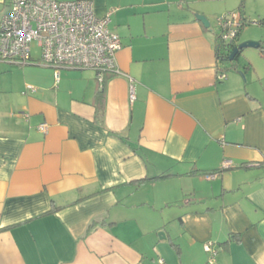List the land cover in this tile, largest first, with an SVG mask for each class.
Returning a JSON list of instances; mask_svg holds the SVG:
<instances>
[{
    "label": "crops",
    "instance_id": "obj_1",
    "mask_svg": "<svg viewBox=\"0 0 264 264\" xmlns=\"http://www.w3.org/2000/svg\"><path fill=\"white\" fill-rule=\"evenodd\" d=\"M91 1L122 44L101 116L95 70L0 60V264H264V71L220 78L194 17L264 0Z\"/></svg>",
    "mask_w": 264,
    "mask_h": 264
},
{
    "label": "built area",
    "instance_id": "obj_2",
    "mask_svg": "<svg viewBox=\"0 0 264 264\" xmlns=\"http://www.w3.org/2000/svg\"><path fill=\"white\" fill-rule=\"evenodd\" d=\"M5 1L8 9L0 18V60L30 62L35 45L40 60L54 68L56 78L62 67L93 69L99 81L104 72L120 73L116 53L122 47L121 40L108 26L114 9L98 17L91 0ZM241 18L239 11L217 16V42H233L240 31ZM39 129L44 130L45 125ZM230 165V160H224V167ZM214 176L216 173L205 174L207 179ZM205 249L209 261H213L216 249L211 243L205 244ZM157 262L165 264L163 258Z\"/></svg>",
    "mask_w": 264,
    "mask_h": 264
},
{
    "label": "trees",
    "instance_id": "obj_3",
    "mask_svg": "<svg viewBox=\"0 0 264 264\" xmlns=\"http://www.w3.org/2000/svg\"><path fill=\"white\" fill-rule=\"evenodd\" d=\"M241 19H242V25H241V28H242V26L245 25V21L243 22V18H241ZM252 22H255V21H250V20L248 21V23H252ZM255 24H257V25H259L261 27H264V17L259 19V20H257L255 22ZM236 38L234 39L233 42L226 43V44L225 43H221L219 41L217 42V40H218L217 36L215 38L216 39L215 40V42H216V45H215L216 56H217L218 61L222 64V66H220V68H218V72H219V74L224 75V77L226 76V73H225L226 67H225L224 61H230L229 60V54L232 51V49L237 45L236 41H235ZM259 43H260V45L257 47L258 53L261 56H264V41L260 40ZM232 66H234V64H232ZM251 67H252V65L248 61L243 66V68L247 69V70H249ZM112 73L113 72H104L103 79L101 81L98 80L99 84H100V88L96 92L95 101H94L95 102L96 111H97V113H99L98 117L101 116L102 112H103V100H104L103 99L104 98L103 83L105 81L106 76H110V75H112ZM189 173L191 174V173H194V172L191 171ZM172 175L173 174H171V173H164L163 172V173L157 174L155 176H152L150 178L141 179V180H139V182H144V181H153L154 182V181H157V180L168 178V177H170Z\"/></svg>",
    "mask_w": 264,
    "mask_h": 264
},
{
    "label": "rangeland",
    "instance_id": "obj_4",
    "mask_svg": "<svg viewBox=\"0 0 264 264\" xmlns=\"http://www.w3.org/2000/svg\"><path fill=\"white\" fill-rule=\"evenodd\" d=\"M208 18H209L208 20L210 22V27H209L210 33H212V34H218V28H217V26H216L213 18L210 17V16ZM257 28H261V27L260 26H256V24H253V23H249V24L246 23L244 25V27H243V30L244 29H247V30H250V32H252V31L257 32L258 30H260V29L257 30ZM261 30L264 31V27H262ZM247 40H249V39H247ZM253 40L260 41V40H257V39H253ZM243 41H245V40H243ZM262 41H264V40H262ZM244 50H245L244 51L245 54L248 57L247 59H250L252 61V63H254V65L257 66L258 72L260 74H262L263 72H261V71H264V70H262L263 69L262 68V64H264V57H260L257 48H250V47H248V48H245ZM242 54H243V56L245 55L244 53H242ZM243 56H241L239 58V63H237L236 60H234V61H224V64H225V67H226V77H227V74L228 73L230 74V72L231 73H233V72H235V73L237 72L238 73V71H243V70H241L242 62L243 61L247 62V60L245 59L246 56L245 57H243ZM231 63L234 64V66H232ZM233 68H236L234 70H237V71H234ZM238 74H240V73H238ZM240 76H242V75L240 74ZM263 81H264V79H263ZM254 88H256V87H254Z\"/></svg>",
    "mask_w": 264,
    "mask_h": 264
},
{
    "label": "water",
    "instance_id": "obj_5",
    "mask_svg": "<svg viewBox=\"0 0 264 264\" xmlns=\"http://www.w3.org/2000/svg\"><path fill=\"white\" fill-rule=\"evenodd\" d=\"M194 17H195L198 21H200V22L204 25V27L209 28V26H210V22H209V20L206 18V16H204L203 14H200V13H197V12H196V13H194ZM259 45H260L259 41H256V40H251V39H249V40L242 41V42L238 43V44L232 49V51H231L230 54H229V60H230V61H234V60H236L237 63H239V58H240L241 56H243L242 53H243V50H244L245 48H248V47H250V48H257ZM238 73H240L242 76L244 75L243 71H238ZM161 234H162V232H161Z\"/></svg>",
    "mask_w": 264,
    "mask_h": 264
}]
</instances>
